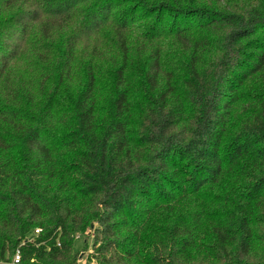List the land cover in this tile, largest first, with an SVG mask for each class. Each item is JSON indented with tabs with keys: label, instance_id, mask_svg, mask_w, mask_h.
<instances>
[{
	"label": "trees",
	"instance_id": "trees-1",
	"mask_svg": "<svg viewBox=\"0 0 264 264\" xmlns=\"http://www.w3.org/2000/svg\"><path fill=\"white\" fill-rule=\"evenodd\" d=\"M107 28L124 59L132 29L192 50L179 87H157L155 51L141 71L151 89L132 131L123 64L99 124L88 60L60 130L56 98L76 50ZM30 53L55 82L42 104L11 76ZM254 78L256 105L231 131L233 106ZM0 94L9 129L0 154L14 155L0 159V262L20 249L21 264H76V237L93 229L88 260L96 264H264V0H0ZM61 152L75 162L57 167Z\"/></svg>",
	"mask_w": 264,
	"mask_h": 264
},
{
	"label": "rangeland",
	"instance_id": "rangeland-1",
	"mask_svg": "<svg viewBox=\"0 0 264 264\" xmlns=\"http://www.w3.org/2000/svg\"><path fill=\"white\" fill-rule=\"evenodd\" d=\"M232 2L241 0H231ZM245 1V0H242ZM248 1V0H246ZM126 47L128 49L127 58H123V53L119 48V43L115 31L111 28L104 29L97 35L88 39H84L79 44L76 50V56L72 63V75L61 88L59 95L56 98L57 116L56 126L60 130L68 126L71 122L70 116L66 112V100L71 93L78 90L81 83V71L88 60H92L95 66V74L97 75V86L95 92L96 117L99 124H102L108 118V112L111 107V102L114 98V83L116 80V69L123 64L127 66L124 72V86L129 91L131 100V114L133 117L132 131L139 130L142 112L144 109V99L150 93L151 85L147 78L141 73L142 70H147L155 57V51L159 52L161 71L158 75L157 87L163 88L166 85L179 87V81L185 70V60L190 58L192 50L185 51L178 46L174 39L168 36L162 37L159 40L148 41L141 35L137 29L128 31L125 35ZM57 53L51 56L43 53V57L56 59ZM44 58V59H45ZM205 59H213L211 52L205 53ZM185 59V60H184ZM37 67V56L33 53L28 56L23 55L12 66L11 76L17 82L28 83L36 101L42 104L48 98L49 93L55 82L51 79H43L39 72L35 70ZM22 80V81H20ZM261 82L258 78H254L248 83L245 88L241 101L233 106L231 117V131H235L242 121L250 114L251 109L256 105L255 97L259 95ZM3 97L0 94V102ZM9 130L5 124L0 121V132ZM132 134H134L132 132ZM0 154V159L9 157L13 160L11 151H3ZM3 157V158H2ZM75 162V156L70 152H61L55 156V165L57 167ZM189 203L183 202L179 206V210L184 212L188 209ZM96 222L92 226L95 227ZM90 237L78 236L75 240V248L81 251L76 264H96L95 261H89L88 257L92 251L91 243L93 229L88 231ZM87 245V246H86ZM86 246V247H85ZM0 264H12L11 257L8 262H0ZM23 264H44L38 261H25Z\"/></svg>",
	"mask_w": 264,
	"mask_h": 264
},
{
	"label": "built area",
	"instance_id": "built-area-1",
	"mask_svg": "<svg viewBox=\"0 0 264 264\" xmlns=\"http://www.w3.org/2000/svg\"><path fill=\"white\" fill-rule=\"evenodd\" d=\"M41 229L40 228H36L33 232V235L36 236L40 233ZM93 237V236H92ZM33 240V236L28 237L27 239H25L23 241V243H25L26 241H32ZM59 244V243H58ZM60 245V244H59ZM22 263V254H21V250L17 249L13 258H12V264H21Z\"/></svg>",
	"mask_w": 264,
	"mask_h": 264
}]
</instances>
